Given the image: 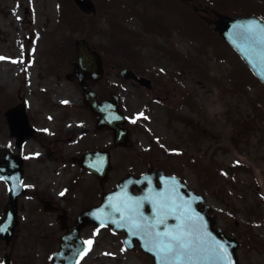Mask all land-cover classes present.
<instances>
[{
	"label": "rangeland",
	"instance_id": "374dc122",
	"mask_svg": "<svg viewBox=\"0 0 264 264\" xmlns=\"http://www.w3.org/2000/svg\"><path fill=\"white\" fill-rule=\"evenodd\" d=\"M93 1L96 14L82 16L69 6L71 0H0V160L7 150L22 154L27 177L38 186L36 197L39 192L58 208L44 211L43 203L20 198L14 237L8 246L0 240V264L4 253L11 255L12 264H50L63 234L57 218L61 206L71 209L72 223L82 207L97 201L90 177L77 183L86 188L89 201L84 202L87 194L82 190L70 197L62 188L68 187L62 167L50 163L48 156L43 164L37 159L43 157L44 146L38 136L18 144L3 119L4 112L10 111L12 118L14 108L23 110L37 128L45 119L43 106L59 105V99L76 102L75 88L64 75L80 39L96 47L109 66L144 64L162 70L165 105L144 109L146 131L136 135V142L144 145L151 138L164 146L165 154L154 159L206 197L217 226L237 236L241 264H264V89L214 35V28L199 24L193 15V8L201 7L264 19V0ZM187 62L194 67L180 71ZM58 64L63 69L50 68ZM53 73L60 77L56 82ZM139 96L128 101L132 111H144L142 105L150 100ZM81 109L75 105L69 112L79 118ZM47 113L57 115L55 109ZM109 140L107 134V146ZM131 151H138L137 146ZM66 169L76 173L70 166ZM118 170L110 174L106 189L124 174ZM6 202V186L0 181V213ZM81 236L90 248L79 264H152L137 248L125 250L123 235L109 229L87 227Z\"/></svg>",
	"mask_w": 264,
	"mask_h": 264
},
{
	"label": "water",
	"instance_id": "95a60500",
	"mask_svg": "<svg viewBox=\"0 0 264 264\" xmlns=\"http://www.w3.org/2000/svg\"><path fill=\"white\" fill-rule=\"evenodd\" d=\"M73 1L82 12H94V4L90 0ZM216 17L217 20L214 22L216 31L238 52L264 85V32L261 31L264 29V23L253 16L216 14ZM250 24L255 25V29L251 32L247 29ZM76 50L78 58L73 64V74L83 81L99 79L102 75L99 55L91 51L84 41L77 42ZM125 72L123 71L122 74ZM83 81L80 84L85 88ZM106 165L107 170L109 164L106 162ZM20 176L21 161L15 156H5L0 162V178L10 182L12 191H15L16 195L20 191ZM156 182L160 183L159 187L156 186ZM132 187H137L140 195L134 196L131 193ZM199 204H202V207H199ZM208 213L209 208L203 198L188 190L175 176L162 173H150L140 179L129 176L120 182L114 192L103 195L98 207L87 210L77 218L72 231L62 238L59 251L52 255V264L77 263L87 249V243L79 238V231L88 223L111 226L114 231H123L126 235L124 239L126 248L131 249L133 240H136L140 249L153 258L154 264H160L153 243L150 242L153 241V237L146 233L163 232L165 224H157L154 229L145 231L135 228L133 224L134 222L141 225L152 224L163 216L167 217L168 229H175L182 222L195 229L192 238L198 237L203 241L204 247L209 249L207 253H201L204 258L200 259L198 264H239L235 253L237 243L234 238L226 236L221 229L214 228L215 219ZM16 224V198L11 194L10 201L0 218V228L5 229L0 231V237L6 243L11 239ZM218 244L225 246L227 256L217 248ZM4 264H9L8 257H5Z\"/></svg>",
	"mask_w": 264,
	"mask_h": 264
},
{
	"label": "flooded vegetation",
	"instance_id": "af4514ba",
	"mask_svg": "<svg viewBox=\"0 0 264 264\" xmlns=\"http://www.w3.org/2000/svg\"><path fill=\"white\" fill-rule=\"evenodd\" d=\"M132 71L137 77L146 79L144 85H140L134 80H123L119 78L117 75L118 69H107L106 72L108 74L104 75L101 81L96 84L89 83L96 93L97 100L99 102L108 100L110 103H114V98L111 99L112 96L116 97L122 106L123 99L125 97L126 99L133 97V94L131 93V95H128L125 91L121 90V87H130L135 93L134 98L136 99L139 98L140 94H151L158 102L165 99V97L161 95L162 93L165 94L164 75L158 74L155 70L148 69L144 64L136 65L132 68ZM79 98L81 99V92L79 93ZM54 108L57 115H53L51 119H43L44 123H40L41 133L39 134L40 142H42L45 147L46 156H48L50 163L53 165L66 167L70 162L77 168L76 170L78 172L84 173L85 170L82 169L80 165L83 152L89 150H105V134L108 133L111 140L110 150H114L113 152H115L116 159L113 170L119 168L122 172H132L137 176L151 170H163L165 164L157 162L154 158L158 154L164 152L158 146H154L152 140L148 142L149 145L147 148L140 149L138 152L133 151V154H129L131 145L121 147L115 146L114 132L98 128L96 117L91 116L88 109L84 108L85 117L79 118H74L75 116L69 111H67L69 113H64V111L68 109L67 106L58 108L54 105L46 104L43 108V112L47 115V112H51ZM136 124L137 122L135 121V125ZM135 125H131V123L127 121L126 125L117 126L122 129L126 128L132 135H135L139 134L137 131L138 128ZM73 146L75 149L69 148ZM65 148H68V150H65ZM40 164H43L42 160H40ZM25 178L28 183H34V181L28 180L27 172H25ZM26 194L28 195V193ZM35 198L38 201L42 200L41 196ZM52 207L53 206L49 203V208L51 209ZM59 215H61V213L57 216ZM65 219L69 221L66 215ZM67 226L70 227L71 224L67 223Z\"/></svg>",
	"mask_w": 264,
	"mask_h": 264
},
{
	"label": "snow or ice",
	"instance_id": "6c2138e0",
	"mask_svg": "<svg viewBox=\"0 0 264 264\" xmlns=\"http://www.w3.org/2000/svg\"><path fill=\"white\" fill-rule=\"evenodd\" d=\"M248 31H253L255 25H248ZM264 32V29H261ZM3 59V58H0ZM166 216L157 219L152 224L145 223L144 225L136 224L133 226L141 231L146 229H154L157 224H165V231L163 232H148L146 234L153 237L155 253L160 264H198L200 259L204 257L201 253H207L209 249L204 247L203 241L198 237L192 238V233L195 229L191 225H185L183 222L178 224L175 229H168L166 225ZM5 229L0 228V231ZM167 238L166 240L164 238ZM217 248L224 252L227 256L226 248L223 244H218Z\"/></svg>",
	"mask_w": 264,
	"mask_h": 264
}]
</instances>
